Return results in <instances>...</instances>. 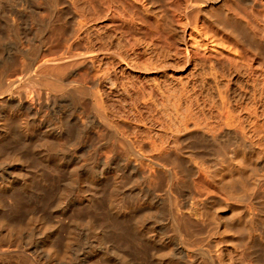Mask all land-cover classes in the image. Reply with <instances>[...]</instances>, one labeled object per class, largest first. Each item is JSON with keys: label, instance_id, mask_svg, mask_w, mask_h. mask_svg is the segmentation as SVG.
Here are the masks:
<instances>
[{"label": "bare ground", "instance_id": "6f19581e", "mask_svg": "<svg viewBox=\"0 0 264 264\" xmlns=\"http://www.w3.org/2000/svg\"><path fill=\"white\" fill-rule=\"evenodd\" d=\"M24 15L29 35L26 59L42 54L46 58L23 79L25 86L39 88L38 93L26 92V97L13 94V82L4 77L11 60L0 64V162L7 166L0 175V243L6 245L0 244V264H138L139 254L129 242L153 241L148 213L139 211L150 195L142 188L149 186L163 189L168 220L185 250L197 231L193 214L198 208L197 216L213 225L206 238L218 236L224 243L240 244L247 264H259L251 246L255 239L264 241V0H0V21H11L8 30L15 37L20 36ZM24 66L28 72L29 65ZM100 87L109 95L121 91L127 100L126 104L121 97L126 113L115 127L124 129L119 131L124 135L127 195L122 208H114L125 217L123 230L97 211L92 205L97 193L85 187L99 181L97 174L103 170H78L55 151L60 130L42 126L36 136L20 114L22 109L38 110L41 101L45 104L43 98L64 94L75 101L87 97L99 105V113L98 101L104 97ZM103 115L101 126L107 124ZM59 124L66 127L62 120ZM33 142L46 146V151L29 152L27 146ZM200 157L212 162L208 173L194 162ZM35 162L69 166L70 182L80 199L61 206V218L72 209L77 215L63 236L60 217L48 223L40 213L21 221L17 206L22 198L18 200L12 190L20 186L28 193L42 178ZM199 171L232 201L198 199L205 188L194 186L192 176ZM135 186L136 199H141L137 203L132 201ZM176 186L179 198L172 195ZM64 197L61 190L58 200ZM78 201L88 206L77 208ZM155 201L150 199L157 206ZM244 204L249 210L257 204L263 209L247 214ZM77 226L94 239L88 248L73 253L81 231L75 233ZM153 239L164 245L167 241L162 233ZM168 255L162 249L156 264H171Z\"/></svg>", "mask_w": 264, "mask_h": 264}, {"label": "rangeland", "instance_id": "374dc122", "mask_svg": "<svg viewBox=\"0 0 264 264\" xmlns=\"http://www.w3.org/2000/svg\"><path fill=\"white\" fill-rule=\"evenodd\" d=\"M7 21H8L7 19L6 20L1 19V21H0V24L2 22H4V25L2 23L0 26V34H1V36H0V57H1L0 58V64L4 60H8V61L11 60V63H13V64H11V66H9L10 68L8 67L9 69H6L7 72H5L6 76H4V77L9 79L8 81L10 83L13 82L11 85V89H10L11 92H13V94L18 93V94L22 95V97H26L25 96L26 92L31 93L32 91H35L36 93H38V91H39L38 86L37 87L34 85H31L30 87L25 86L24 85V80H25L24 78H26L29 75L28 73L33 74V72H34L33 70L35 69V66L37 64H39L40 61H43L46 57L44 56V54H42L39 57H37L36 59H34V60L32 59L33 61L32 60L28 61L26 59L24 52L26 50V47L29 46L28 45L29 43H27L29 35H28L27 19H26L25 15L23 16L22 21H21L20 36H18V37H15V35L11 32V30H8V29H10L11 21H8V22ZM151 32H155V29H153V31L151 30ZM19 37H21V38H19ZM20 39L22 41H20ZM2 45H3V47H2ZM1 47H2V49H1ZM15 48L17 49V51ZM40 58H42V59H40ZM38 59H39V62H38ZM24 65H26V66L29 65L28 66L29 67L28 72L24 69V67H25ZM8 75H10V77ZM15 77H17V78H15ZM6 78H5V80H7ZM27 87L29 89H27ZM99 89L101 90V93H103V96H104V97L102 96L103 98L100 100L101 102L98 101L99 103H102V104H100L102 111L100 109L99 111H101V112H99V113L96 110V108L99 105H94L95 102L88 100L87 97H83V98H85V99H83V98H81L82 97L81 96V97H79L80 100L77 97L76 101H77V99L79 100V101H77L78 102L77 103L73 99V97H70L69 95L64 94L65 95L64 97L63 96L60 98L56 97L57 99L56 98H54V99L43 98V100H45L46 105L44 104V101H41V104L43 102V106L40 107L38 110L34 111V110H29V109H22L20 111V114H21V116H24V118H22V119L27 121L29 128L31 127L30 129L33 130V132L35 131V133L37 132L36 130H38L42 126H47V127H51V128L55 127L56 130H60V133H62L61 134L62 137H61V135L57 136V138L59 140L56 141L57 143L55 142V145H56L55 151L56 152L59 151L58 153H60V155L62 154V156H64L66 161L70 160L69 162H71L78 170L87 169L91 172L92 171L101 172L103 170L102 174L98 173L97 175H99L100 180L103 179L104 181L99 180V181L95 182L94 184H89V185H86L85 187H86V189L91 187V189H94L96 191L98 198H97V200L92 202V205L95 206L97 211L103 217L106 216L105 218L109 219L111 224L113 226H115L117 229L119 227V229L123 230L124 226H125L124 225V218L125 217L120 212L118 213V211H116L115 209L116 208H122V206L126 202L125 197L127 195L126 194L127 193L126 192V185H125V183H126L125 179L126 178L124 175L125 174L124 163H125V156L126 155L124 152L125 149L123 146V141L121 142V140H122L121 138H122V136H124V135H122L123 134L122 132L124 131V129H123V127H120V129L122 128L121 131L123 130L121 132V131H119L120 130L119 128H118V131L115 130V127H116L118 122H121L124 119V117L122 118L121 116H123V115L125 116V113H126L125 110H126V104H127L126 101L127 100L125 99L124 93L122 94L121 91H119L120 92L119 94L118 93H116V94L114 93L113 95L110 94L112 96L111 97L106 88L100 87ZM14 91H15V93H14ZM106 94H108L107 99H106ZM116 97H117V99H115ZM121 97L123 99H125L124 102L126 104H124L123 99ZM55 99L57 101H54ZM81 99H82V101H81ZM51 100H53V102ZM84 101L86 102L85 104H84ZM79 102H81L82 104ZM98 102H97V104H98ZM115 102H117V103H115ZM63 103H64V105H63ZM106 103H107V105H106ZM81 105H83V108L81 107ZM52 109H54V110H52ZM123 109H124V111H123ZM14 113L16 114V112H14ZM101 113L102 114L104 113V115L106 114V116L102 117V118L107 119L106 123L108 124V126H106L107 124L105 126L104 125L101 126V122H100L101 120H99L101 118V115H102ZM117 113H119V114H117ZM99 114H101V115H99ZM114 117H116V118L113 119ZM117 117H119L121 120H118ZM58 119L60 121L61 120L64 121L66 127L59 124ZM87 120H88V122H87ZM109 120H110L111 124L109 123ZM115 121H116V124H115ZM112 123L114 125H112ZM99 126H101V127H99ZM62 127H64V128H62ZM63 130H64V133H63ZM66 132H67V134H66ZM37 133L35 134L36 136H37ZM92 136H94V137H92ZM98 139H99V141H98ZM33 143L34 144L30 143L32 145H30L29 148L27 146V149L29 152H30V150H31V152H32V150H33V152L43 151L44 148L46 147V146L44 147L43 144H37L35 142H33ZM33 145H37V146H35L37 148V150ZM31 146L34 147V149ZM45 149H47V147ZM44 151H46V150H44ZM194 162L197 163L196 164L197 167L199 166L200 168L204 169L205 171L206 170L209 171L210 169H212V166H211L212 162L211 161L209 162V159L206 157L195 158ZM47 164L48 163H42V162L37 163V162H35V166L37 169L39 168L38 170H39L40 174L42 175V178H37V183L34 184L35 186L31 187L32 191L29 189L28 193L29 194L31 193L30 195L28 193H25V192L23 193V190H21L20 186H17L16 188L14 187V189L12 190L14 196H16V198L18 200H21V198H22L21 201H18L19 204L17 206V207H19L18 209L21 210L20 216H21L22 222H25L26 219L33 214L34 215H38V214L41 215L43 213L44 215L42 214L41 216L44 217V220L46 222L54 223L56 220L58 221L61 218L59 216L60 210L62 209L61 206L64 207L69 202H73L74 200L76 201V199L77 200L80 199L79 196H77L78 195L77 189L74 188L73 183L70 182L71 178L68 175V169H69L68 164L63 163V164L56 165V166L55 165L52 166L50 164L47 165ZM6 167L7 166L5 164L3 165V163L0 162V175H2V173L6 172V171L3 172V170ZM207 171H206V173H208ZM192 177L191 178L193 180L194 186H196V187L199 186V187L205 188V191H204V189L202 191H200L201 195L198 196V199H204L207 196H213L214 202L215 203L217 202L218 204H219V202L220 203H225V202L228 203V202L232 201V200L228 199V197L223 192H221L220 190H217V188L214 186V184L212 183L210 178H208L201 171H199L198 173H196L195 176H192ZM97 178H98V176H97ZM58 179L60 182L58 181ZM100 182H101V184H100ZM137 184L139 185L138 182H137ZM87 186H88V188H87ZM137 188H141V186H137ZM176 188L178 189L177 191H176ZM176 188L174 191L175 193H173L172 195L175 196L174 198H179L178 195H180V189L177 186H176ZM134 189L135 190H134V194L132 195V197H133L132 201L134 203H137L138 201L140 202L141 199L140 200L136 199V195H135V192H137L136 186L134 187ZM207 189H209V190H207ZM61 190H63V192H64V195H65L64 198L65 199H66V195H67V200H65V199L64 200L62 199V201L58 200V195H59ZM101 190H102V192H101ZM142 190L144 191V193L150 194V195H148V197H149L148 200L145 203L143 202L141 204V206H139L140 212L148 213L149 217H148L147 221H148L149 225H147V227L149 226V228H151V227L153 228V232H150V229H149V233H152L150 235L154 234L156 236V238H157L158 234L162 233L167 238V241H165V245L160 244L159 242H155L156 240L153 239L154 238V235H153L152 236L153 241L144 240L141 242H137L134 240L133 242L131 241V243L129 242L131 249L134 252L139 254V259H137V261H136V262H139L138 264H156L157 255H158V253L161 252L162 249H165L167 254H169L167 256L166 260H168L171 264H173V263L174 264H202V263L203 264H212V263H215V264H244L245 263V264H247L248 263L249 259L247 257H245V255H244L245 251L240 244H233L232 245L229 243H224L218 238V236L206 238L207 233L209 232L207 230H210V228L213 225L207 223V221L205 219H202L201 216L200 217L197 216L198 213H201V211H199L198 208H196V210L194 211L195 214H193L194 218H195V219H193V222H194L193 229L197 230V231H194V237H193L194 243L192 242L191 245H189L188 250H185L183 245L181 243H179V241L176 240V238H175L176 235H174L175 230H173L174 226L170 223V220H168L169 219V217H168L169 210H168V206L166 205V202H165L167 197L165 196L163 189L162 188L156 189L152 186H149V188L146 189L144 187V188H142ZM151 190H153V191H151ZM150 191H151V193H150ZM176 192L178 193V195ZM154 195H156V196H154ZM157 195H158V199H157L158 202L156 200ZM152 196L154 198V201L156 200L155 202L158 203L157 206L154 204L152 205V203H150V199L153 200ZM170 201H173V199L170 198ZM78 202H79L78 207H77V205L74 207H77V208H81V207L85 208L86 207L87 203H84L82 201L81 202L78 201ZM62 203H63V205H62ZM80 205H81V207H79ZM87 206H88V204H87ZM240 206L242 207V203L240 204ZM171 207H173V206H171ZM262 209H263V205H261V204L255 205V208L250 209V210H249V207L245 206V204L243 205V210L247 214L258 213V211H261ZM53 211H55V212H53ZM116 212H117V214H116ZM136 212H137V210L135 209L134 214ZM55 213H57V215ZM75 214H76V209H72L70 214H68L69 216L67 215L68 217L61 218L63 221L60 219L61 223H59V224L62 226L61 228L64 229V230L61 229V233H62L61 236H63L64 233H67V232H65V231H67L66 228L68 227V224H70V219H74L77 216ZM195 216H197V217H195ZM58 217H60V218L58 219ZM62 223H64V224H62ZM210 225H211V227H210ZM171 226H173V228ZM80 227L83 229L82 226H80ZM80 230L81 229H79V227L77 226L75 229V231H76L75 233H79ZM84 231H85V233L83 232V230L80 231V233H79L80 236L76 234L78 241L73 246L74 248L72 247L73 253L80 252L82 249L88 248L91 245V242H93V241H91L94 239L92 237V235H90L86 231V229ZM168 231L172 232V233H169ZM195 232H198V234ZM195 235L197 237V240H196ZM86 236L88 239L90 236V239L89 240L86 239ZM200 236H202V237H200ZM199 238H200V240H199ZM194 239H195V241H194ZM255 240L256 241L253 240L254 242H252V246H251L252 247V255L260 263L261 262L264 263V241H258L257 239H255ZM1 241L4 242L3 240H1ZM22 241L25 243L26 239H22ZM196 243H197V245H196ZM1 245H3V247L4 246L6 247V245H4V243H2ZM78 248H82V249L79 251ZM200 252H202L204 254H202ZM199 253L201 255H198ZM201 260H203V261H201ZM11 264H16V262L11 261ZM18 264H22V263H18ZM66 264H70V263H66Z\"/></svg>", "mask_w": 264, "mask_h": 264}]
</instances>
